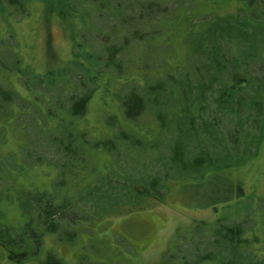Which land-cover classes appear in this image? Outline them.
Listing matches in <instances>:
<instances>
[{
	"label": "rangeland",
	"instance_id": "obj_1",
	"mask_svg": "<svg viewBox=\"0 0 264 264\" xmlns=\"http://www.w3.org/2000/svg\"><path fill=\"white\" fill-rule=\"evenodd\" d=\"M248 15L247 0H0V223L11 225L22 264H264L262 34L241 30L255 49L240 71L256 82L231 102L221 100V66L196 51L216 17ZM231 40L219 38L222 58H245ZM171 71L183 89L175 103L156 91L163 127L151 108L125 115L119 90L146 104L145 77L174 82ZM92 88L86 111L72 115L73 100ZM195 114L202 139L188 140ZM200 151L210 158L207 176L225 171L244 194L201 206L195 190L217 184L196 187ZM154 175L161 185L149 191ZM229 222L242 228L230 246L218 232ZM8 248L0 244V264L17 263Z\"/></svg>",
	"mask_w": 264,
	"mask_h": 264
},
{
	"label": "trees",
	"instance_id": "obj_2",
	"mask_svg": "<svg viewBox=\"0 0 264 264\" xmlns=\"http://www.w3.org/2000/svg\"><path fill=\"white\" fill-rule=\"evenodd\" d=\"M15 3H17V1ZM247 3L250 6V9L252 12L251 17L248 15V16H245V18L240 20V21H233V22L229 20V17H222V16H220L221 18L216 17L217 22L212 23L211 27H209L205 31L206 36H207L206 42L203 44H201V43L198 44V47L196 50L199 52H202L204 50L205 51L204 53H206L207 57L212 61L213 65H215L216 67L219 65L221 66V68L224 72V75L220 80L223 83L224 90H225V92H223L221 95V100H224L226 102H231L230 99L233 100L232 97L236 93L235 92L236 89H241V88H243V86L244 87L245 86L247 87L249 85L251 86L252 83L256 82V80L254 78H252L251 76H243L244 74L241 73V71H240L241 68L247 69L248 61L246 59H247L248 55L253 53L252 51L255 49L254 41L253 40L248 41V39H246V40L243 39L245 41V43H243L241 41L242 38H241L240 34H241L242 29L252 27L251 31H249V36L256 35V33H258L260 31V34H262L261 38L264 41V15L259 14V11L261 8L264 11V0H261L259 2V4H258L257 0H247ZM260 15H262L261 19H259ZM223 20L226 21L225 26L229 27V29H233L234 34H237V35H234V37L233 36L228 37V33H229L228 31L224 30V28L219 29L218 25L222 24ZM245 24H247V25L250 24V26H246ZM216 28L218 29V32H216ZM219 38H221L223 40L225 39L226 42H230L229 38H230V40L232 39L231 41H233L234 45H236L237 49H240V51L245 55L244 56L245 58H233V57H232L233 59L222 58L221 54L224 51H223L222 47H219ZM215 46H218L220 48V50L215 48ZM195 52H191L189 55L191 56V54H194ZM224 55H226L225 52H224ZM220 63H222V64H220ZM183 67L184 66L177 67L176 71H179L180 68L183 69ZM221 68L218 67V69H216V71L219 72V70ZM167 76H171V77L173 76L174 82L170 79L167 81L161 80V82L159 81L156 84L152 85V84L147 83L148 80L146 79V77L143 80V83H144L143 86L148 87V89H149V94H147V99L145 100L147 102L146 104H148L149 106H146V104L143 103L142 97H139L136 95L138 93H134L132 95L130 94L129 96H125L124 98L120 99V94H119L120 90H119L118 91V101H119L118 104L120 103V105L124 108L125 115L129 116V118L137 119V118H139V115L142 114V112L144 110H147L148 108H151V109L156 111V108L158 107V104H157L158 102L156 99L158 95L156 94V91H158V90H159V92L161 91V93H164V92L169 93V95L172 99V102L175 103V100L178 99V97L175 96V94H174L175 91H177V89H183V87L179 86V83H177V82H180L181 80L177 79L175 77L173 71H171ZM216 76H217V78H215L216 79L215 82L217 81V79H219V74ZM96 78H98V75L96 76ZM109 78L110 79L107 80L106 84L111 86V77H109ZM261 81L264 82V76L261 78ZM186 83L189 84V80H187ZM213 83L214 82L211 83V81H209L204 87L207 89H211V85H213ZM138 84H141V81ZM95 85H96V80H95ZM95 85H94V88H95ZM203 85L204 84H201L199 89L200 88L202 89ZM259 86L261 88H263V86H261V84ZM94 88H92L89 92H86L83 95H81L80 97L75 98L73 100V102L71 104L72 115L78 116V115L83 114L86 111V109L88 108V103H89V99H90L89 97H91V94L93 93ZM155 89H157V90H155ZM201 89H200V91L199 90L197 91L198 94L200 93V96L202 95V93L204 94V90H203V92H201ZM197 96H195V97L197 98ZM173 99H174V101H173ZM238 102H241V100H239ZM193 103L197 104L198 109L200 111L201 106H203V103L202 102L200 103V99L199 100L196 99L195 101L192 102V104ZM184 104H186V102H184ZM240 104L241 103H239L237 105L240 107ZM162 105L168 106V104L161 101V106ZM230 108H232V107L230 106L228 109H230ZM225 109H227V108H225ZM156 115H157V117L161 118V113L157 112ZM195 117H196V114L191 115V118H190L191 121H189L192 124L191 126L193 128V136L192 135L188 136V134H187V136L185 138L188 137V140H189V138L191 139L193 137H196V138L199 137V140L202 139V136L199 133L200 132L199 128H196V126L194 124V118ZM163 119L164 118L162 117L161 118V126L162 127H163L162 122L165 123L163 121ZM171 123H172L171 126H173L174 125L173 123L176 124V121L172 120ZM177 124H180V122H177ZM208 127L209 126L207 125V123H204V126H202V128L204 130H209ZM180 129H181V125H180ZM263 135H264V133H263ZM262 140H264V139H262ZM262 140H260V141H262ZM205 142L208 143L207 140H205L204 143ZM179 144H178L179 146L176 145V147L178 146V149H181L183 147V143H179ZM200 152H201V154L197 158L196 165H194V167H192L193 168L192 171L194 173L197 172V174H198V175H195V177L198 179V183H197L196 187L202 188L206 184L205 183L206 181H210V182L214 181L215 184H217L215 189L214 190L212 189L211 192L205 191L203 189H201L199 191H198V189L195 190V193H197V194L199 193L201 198H203V197L205 198L201 202V206L208 207V206L212 205L213 203H217L219 201H225V202L230 201L231 199L234 198V195L237 194V196H240V195L244 194L245 191H244L243 185L241 183H239V181L235 185L232 178L225 171H217V172L213 173L212 177H210L209 175L207 176L206 175V172H207L206 167H207V164H209V162H210L209 161L210 158L207 157V155H205L204 152H202V151H200ZM198 153L199 152H197V154ZM175 155H177V152H175ZM192 156H194V155H192ZM211 162L216 164V162L214 160H212ZM171 164L175 165L174 162ZM217 164H220V163H217ZM160 182H161L160 177H156V175L150 177V179H148V185H149L148 190L149 191L157 190L156 188L160 187L159 185H161ZM149 194H150V196L156 195L153 193H149ZM212 198H213V200L211 203V202H209V200H211ZM58 209L62 210L63 206L62 205L58 206ZM47 213L49 215V212H47ZM56 223L59 225V223L57 221H56ZM55 228H56L55 220L52 219L48 223V230L54 231ZM221 229H222V227L218 228V232H220L221 236L224 237V240H222L221 242L225 243L226 241H228L229 246L231 245L230 243H231V241H233V239L238 240L239 243L241 242L242 228H241L240 224L231 225L229 222L228 225H224V229H225L224 232L223 231L221 232ZM26 237L27 236L24 235V239L28 240ZM217 242H218V240H217ZM0 244H4L7 247H11V249H14V250H16V249L20 250L17 248L18 245H20V244H19L18 240L16 239V237H13L12 227L8 223L7 224L4 222L0 223ZM37 250L38 249L35 250L36 253H37ZM221 250L224 251V248H221ZM31 253H32V248L29 251V256L31 255ZM36 253H32V254L36 255ZM202 257H204L203 258L204 261L212 258L208 254H204ZM184 261H185V259H184ZM235 261H236L235 259H232L230 262H227V263L228 264H235ZM243 262L247 263L250 261L244 260V261H241L240 264H243ZM184 264H189V263H187V261H186ZM252 264H263V263L262 262H253Z\"/></svg>",
	"mask_w": 264,
	"mask_h": 264
},
{
	"label": "flooded vegetation",
	"instance_id": "obj_3",
	"mask_svg": "<svg viewBox=\"0 0 264 264\" xmlns=\"http://www.w3.org/2000/svg\"><path fill=\"white\" fill-rule=\"evenodd\" d=\"M7 250L13 253V256H11L12 258H15V260H18L16 264H22L21 260L23 256L19 252H14V250H12L11 248H8Z\"/></svg>",
	"mask_w": 264,
	"mask_h": 264
}]
</instances>
